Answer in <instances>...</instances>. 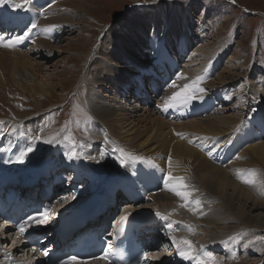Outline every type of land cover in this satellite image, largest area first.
<instances>
[{
  "label": "rangeland",
  "instance_id": "rangeland-1",
  "mask_svg": "<svg viewBox=\"0 0 264 264\" xmlns=\"http://www.w3.org/2000/svg\"><path fill=\"white\" fill-rule=\"evenodd\" d=\"M32 1L35 2L31 3V8L32 10L38 11L36 14L40 15L38 16L39 18L44 16L43 13L46 8H50L52 6H63L67 11L74 9L72 12L75 16L79 14V12L76 11V9L79 11V8L77 6L76 8L74 4L72 5V3H70L71 5L67 3L69 0ZM72 1L74 0H70V2ZM75 1L76 3L82 2L87 9V11L84 12L85 18L81 19L65 15L66 17L72 19L71 21L73 24H71L72 26H70L69 30L65 29V27L63 28L64 25L61 24L60 27L58 26L59 33L52 32L50 36H53L48 39L53 42L50 43L54 50L51 55L52 57L48 58L47 63L45 60H42V58H39L41 54L38 55V53H45L43 52L44 50L32 44V46L36 49L32 50L34 52L29 51V47L31 45L30 42L32 41L30 40L31 38L29 39V44L26 48H21L20 46L11 48L0 46V79L3 80L0 83V134H10V138H4V135H0V138H3L1 144L2 146H8V148H14V151H19L21 149L20 153L22 151L26 152L28 147L34 149L33 152L27 155L28 157L31 155V160L26 163V166L32 168L31 170L29 169L26 171L30 177L34 176V167L32 165H36L39 169L40 167H43L45 161H53L54 163H57L60 165L58 170L66 171L67 174L74 175V173H81V175H78L77 179L73 178L76 183L82 186V188H80L81 191L77 188L73 191V202H78L81 198L88 197L90 192L88 194H83L88 189H91V192H94L97 188H100L98 191L103 192L106 189L109 190V187L118 186L115 190L119 194L118 197H115L116 202L110 203L107 201L105 209L101 212V214H106L104 216L106 219L109 215H111V223L114 222L111 217L113 216L114 219L122 214L124 212V207L129 208L127 209L128 211L132 210L130 206H124V200L121 199V192L118 188L121 190L133 187V185L128 186V183L135 177H139V174L152 188L160 187L159 190L170 193L172 192L169 190L171 185H168L163 180L161 175L159 176L160 180H158L157 176L159 173L156 172L157 165H154V161L150 155L147 157L141 156L139 159L137 157L136 165L137 170L140 172L137 170L130 172L131 167H127L126 165L122 167L120 165V160L122 158L124 159L127 155L131 156L132 152H130L129 149L128 151L127 148H124L122 145L119 146L116 141L114 142L112 138L106 135L102 126V122L105 120H102L101 117L96 118L91 111L92 107L88 104L87 94L88 91L90 92L89 83L92 79L95 80L94 75H90V72L92 73L95 65L90 64L91 59L97 56V50L101 43H112L109 46L110 48H108L110 52L116 51L117 48L121 49L118 56L126 54L124 53L123 47L119 46L116 48V43L113 44L114 41L118 42L121 39L122 33L127 34L128 39L130 38V41L136 44L137 49L140 45H147V43L151 45L155 44L156 46L154 45V48L162 47V50L160 49L161 56L159 57L165 61L164 63L169 69V71H167L169 73L166 75L167 78H171L169 84L173 81L180 84L183 78L188 77L185 73L188 71L187 66L189 62L191 64L190 68L194 69L196 73L199 71L200 76H205V79L201 84V87H203L205 91L199 94L202 96V99L197 100V102L194 100L190 105L181 107V111L185 113L183 117H178L172 114L170 111H174L173 108L169 109L166 113L161 110L162 115L158 114L170 121L169 124L173 130L172 135L175 137L171 139V143L179 142L176 138L180 137L178 133L181 131L176 129L182 125L187 129L190 128V120L194 118L198 121L218 117H226V119L230 118L232 120L230 131L226 134L220 133L219 136H216L218 138L217 142H214L211 137H208L213 136V134L208 133L207 136L202 135V139L200 141H187L193 154H211L215 148H221L225 145L224 147L226 148V151L230 153V158L234 154V156H237V154H244V158L247 161L246 163L237 162L234 166L235 169L243 171L254 169L256 170L255 172L258 174L263 173L261 176H264V160L257 158L255 154L252 153L254 148L250 149L253 147L252 145L264 141V0H234V2L233 0ZM12 2L17 3L15 0H12ZM9 4L11 3L3 5L0 4V13H4L5 16H8L10 14L9 10L14 9L17 12H12L11 15L16 14L15 16H18V18L0 20V22H16L15 24H18L19 26L5 34H12L13 32V36H22L25 31L20 30V28H22V25L25 27L28 26L27 23L25 24V22H28L27 18L30 17L31 19V15L35 13L28 10L26 12V9L23 8L17 9L12 6L5 7ZM34 4H39V8L36 9ZM4 7L6 9L5 11H3ZM65 16L61 15L60 17L63 18ZM1 17L2 14H0V18ZM19 17L21 20H19ZM38 17H36L37 20L39 19ZM37 20L36 23L38 22ZM132 30H135V32H132ZM40 37L41 33L39 32L36 34V39ZM170 47L173 50H171ZM164 48L166 49L167 54L171 56L173 52L175 56H182V60L173 56L175 58L173 62L177 59L179 65V67L178 65L177 67L175 66L176 70L174 69V71L180 69L179 73L178 71L171 72L172 69L170 70V66L174 65V63H172V59L169 61L168 56L164 53ZM192 51H194V54L198 52L193 61L190 58ZM13 52L18 53L14 54ZM136 53L138 52L136 51ZM104 54L107 58H112V56L102 52V55ZM82 55L85 57L82 59L78 58ZM87 55H89V59H87ZM42 56H44V54H42ZM70 56H73V60L67 63L68 57ZM154 56H156V53H154ZM21 57H28L27 59L29 60H35L38 58L39 62L37 67L41 70L40 79H47L52 76L55 78V76L58 75L57 73L64 71L65 78H60L63 79L62 85L58 82L55 87V81L52 84V89L54 88L52 95L32 94L31 92L21 88L18 84H16V82H14L18 74L11 76L14 71L21 68L20 64H23ZM138 57H140V54H138ZM147 57L150 58V60L152 59L150 56ZM102 62L104 64H100L98 66L97 72L108 74L104 65H110L112 63L109 61ZM131 66L135 67L134 64ZM148 66H150V64H143L142 68ZM159 66H161L159 61H155L152 68L158 70ZM160 69L162 70V67ZM7 70L10 73L7 74ZM71 72H73V75L67 78L66 76H68ZM2 73H6L9 77L6 75V77L2 78ZM132 73L135 74L136 72L132 71ZM178 76H182L183 78L177 79ZM31 78L34 80L36 76L33 74ZM163 78L164 74H162V77L158 76L157 79L162 82ZM222 78L226 81H222ZM134 82H136V84L138 83L137 80L130 83L126 90L129 92L126 93V98H122L120 96L122 105L126 106L130 104L129 101L133 99L131 97L135 95L133 93L135 90L132 88ZM152 83L149 82V80H144V86L141 89L143 90L145 86L148 87V85L151 86ZM97 84L101 86L99 89L103 91L104 95H106V97H100L98 99L99 102L119 97L117 96V94H119L117 93V88L120 87V81L111 80L105 83V85L99 82H97ZM108 84L113 85L114 89L108 87ZM185 84L186 83L183 82L179 89H176V87L172 89V87L170 88L169 86L164 87L157 98L151 95L148 96L149 98L154 99V103L152 105L153 110H158V108H156L157 103L159 104L161 100L168 98L174 92H178ZM165 88H167V90ZM166 91L170 92L167 93ZM114 92H116V96H114ZM145 92L146 95L150 93V91ZM110 94H113L114 97L110 98ZM139 102L140 104H143L145 100L141 98ZM198 103L200 104L197 107ZM193 105H196L197 109L196 107L195 109L200 112V114L193 115L190 113L193 111V107L192 110L190 107ZM113 111L116 115L122 112L118 108ZM130 112L132 113L133 110H130ZM18 113H22L23 116L25 114L26 117H22ZM39 119H44V124L42 126H38L37 124ZM241 128L242 131L236 132L237 129L240 130ZM232 133L234 134L233 136ZM36 136L41 137V139H33V137ZM49 139H52L53 142H44ZM231 140L233 141V145ZM106 146L109 148L106 149ZM73 151L76 153L75 158L68 159L66 153H71ZM3 152H5V150H1L0 154ZM20 153L18 152L17 154ZM140 154L156 153L155 151L149 149ZM101 156L103 159L99 158ZM144 158L151 161H143ZM95 160L97 163H95ZM41 161L42 163L44 162L42 166L39 165L41 164ZM103 162H105V166L111 165L110 169L107 170L104 165H101ZM69 164L70 166H68ZM221 166H225V164H222ZM35 170V172H42V169ZM17 171L18 170L16 168L10 169L9 174L11 172L19 173V171ZM86 171H90L87 173L90 176L89 178L84 176ZM243 171L240 173L241 177L237 178V180H239L241 184L251 188L254 199L258 198V200H264V195H262V190L259 187V184L262 182L255 180L256 183L254 184L245 183L244 179H248V176H246ZM22 173L24 172L22 171ZM22 173L17 175L20 177L23 175ZM174 176L184 177L182 175ZM262 178L264 182V177ZM99 179L101 181L97 184L96 182L99 181ZM150 182L153 184L151 185ZM94 183L97 185L95 186ZM156 183H158V186H156ZM154 185L156 187H154ZM55 187L56 186L54 185L53 188ZM101 188H103V190H101ZM159 190H154L153 194L157 195ZM106 194L108 195L109 192H106ZM146 197L141 199L140 203L136 204L138 209H143L146 206L148 207L152 202H154L153 196ZM209 197L210 195L207 197L205 202L212 206V196L210 199ZM53 199L57 200L58 197H53L51 201ZM68 204L64 203L62 207ZM168 206L171 207V204ZM175 207L181 210L182 213H180L183 216L190 217L192 222L184 217L177 216L174 213L176 210H171V208L168 207L169 209L166 208L163 210L167 216L170 214V216L174 219L169 216V221L156 220L151 223L150 227L154 226L155 228V226L163 225L169 228L167 226L169 222H177L179 219H183L188 226H191L192 230H190V233L192 236L194 235L197 237L192 244H195V246L199 245V239H203V233V236L206 239L209 238L211 230L208 229L207 232L202 233L203 230L200 228L198 220H194L199 218V214L195 210H191L188 206H184L182 202H176L173 208ZM59 211L60 210H58V212ZM170 211H172L173 216ZM261 212L264 215L263 209L256 210L253 213L260 214ZM230 224L231 222H229V225ZM176 225L177 223H173L171 231L166 232L165 235H177L176 232H173ZM3 229V225L0 223V236H5ZM156 229L160 232L159 228ZM242 232H245V237L243 239L239 236ZM219 233L222 236L226 232L219 230ZM246 235L249 236V239H246L247 242L245 240V238H247ZM8 237L10 236L8 235ZM232 237L236 238L230 239ZM225 240V244L219 243L218 247L215 248L216 251L221 254H224L227 250H230L233 253H238L243 250L241 248L236 250V246L239 243L241 244L243 241L246 242V244H249L250 250L245 251L249 252L247 255L242 252L241 258L243 259H239V263L237 264H243L242 262L245 264H257L256 262L259 261L260 262L258 264H264V228L244 225L242 229L229 234L227 238L222 237L221 241L223 242ZM10 241L11 242L7 240V242L3 243L4 246L2 247V251L9 249V251L6 252H10L9 254L12 256V243L14 241L13 239ZM165 247H167V251L170 249V245ZM24 250L25 249H23L22 256L20 255L21 253L16 256V259L18 260L13 262V264H19L21 261L26 259L27 253ZM184 259L185 258L181 257L178 258V261L182 262ZM0 264L6 263H2V261H0ZM7 264H11V262Z\"/></svg>",
  "mask_w": 264,
  "mask_h": 264
},
{
  "label": "bare ground",
  "instance_id": "bare-ground-1",
  "mask_svg": "<svg viewBox=\"0 0 264 264\" xmlns=\"http://www.w3.org/2000/svg\"><path fill=\"white\" fill-rule=\"evenodd\" d=\"M15 1L17 3L21 2V0H15ZM32 2H35V1H32ZM64 2H66V1H64ZM67 3H69V4L72 3V5L73 4L75 5V7L77 6L79 8V11L76 9L77 7L75 9L77 12H79V14L75 16V14L72 12L74 9L67 11L66 8H64L63 6L62 7H56V6L50 7L51 5H53V4H51L50 6H47L50 8H46L47 10L45 9V11L43 13L44 16H42L40 18L38 17L40 15L36 14V13H38V11L32 10V8H31L30 12L35 13L36 15L32 14L31 19H30V17L27 18L28 22L24 21L25 24L27 23L28 26H30L31 22L33 20L36 22V20H37L36 17L39 18L37 20L38 22L36 23L37 27L33 30V36L30 39L32 41L30 42L31 45L29 47V49H30L29 51L36 49L32 46V44L36 45V46H38V48L44 50L43 52H45V53H38V55L41 54V56L39 58H42V60H45L46 63H47L48 58L52 57L51 55L53 54L52 52L54 50L51 43H50L52 41L50 39H48V38H51L53 36V35L50 36L52 34V32L53 33H59L58 26L60 27L61 24L64 25L63 28L65 27V29H67V30L70 29V26H72L71 24H73V22L71 21L72 19H70L69 17H66L68 15L74 16L75 18L76 17L81 18V19L85 18L84 12H86L87 9L85 8V6L83 5L82 2L76 3L75 0L72 2H70V0H69V1H67ZM66 4H64V5H66ZM1 5H3V4H1ZM9 6L11 7L12 3L9 4L8 6H5V7H9ZM34 7L36 9L39 8V4H37V5L34 4ZM15 15L16 14L12 15V18H18V16H15ZM61 15L62 16L66 15V16L61 18L60 17ZM19 20H21L20 17H19ZM15 21H16V19H15ZM15 23L16 22H14V21L13 22L12 21H1L0 22V31L7 33L10 30H14L15 27L19 26L18 24H15ZM25 28L26 27L24 25H22V28H20V30L26 31ZM49 28H51L50 31L46 30ZM39 32L41 33V37L36 39V34ZM132 32H135V30H132ZM126 37H127V34L122 33L121 39L118 42L117 41L113 42V44L116 43L115 44L116 48L119 46L123 47L124 53H126V54H122L121 56H118V54L121 52L120 51L121 49L117 48L116 51L110 52L108 48H110L109 46L112 43H110V44L101 43L98 50H97V52H98L97 56H95L93 58L90 57V58H92L90 64H95L93 67L94 70L92 71V73L90 72L91 76L94 75L95 80L92 79V81L89 83L90 84V87H89L90 92L88 91V94H87L88 104L92 107L91 111L93 112V114L95 115L96 118L101 117L102 120H105L104 122H102V126H103V129L105 130L106 135L108 137L112 138L114 140V142L116 141L119 144V146L122 145V146H124V148L126 147L127 150L129 149L130 152H132L131 156L130 155H127V156L134 157L135 159H129V157H127V156L124 158L127 160L126 166L131 167L130 172H134L137 170V165H136L137 157L139 159V157H141V156L147 157L150 155L154 161V165H157V167H156L157 170H156V168H155V170L157 173H159V175L157 176L158 180H160L159 176L161 175V177L165 181L164 178L169 171H171L173 176L174 175L184 176L186 178L185 183L189 186V190H191V192H192L191 202L188 204V208H190L191 210L195 209V211L199 214V218L194 219V220L195 221L198 220V224H200V228L203 230L202 233L207 232L208 229L211 230V234L209 235V238L206 239L203 236L204 233H203V235L201 234L203 239H199V245L195 246V244H192V242L194 240H196L197 237H195L194 235L192 236V234L190 233V230H188V228L186 227V226H188L187 223H185L183 221V219H179L177 221L178 222L177 225L174 227L173 232H176L177 235L166 236L165 233L170 232L171 228H167L163 225L155 226V228H154V226L150 227V225L153 221L161 220V219L153 217L152 220H148L146 223L143 224V226H141L139 234L137 235V238H139L141 235L142 239H140V238L139 239L142 241H145L144 245H146L149 242L150 243L153 242V244H155V249L151 250V255H150L152 262H150L149 264H197L196 259H189V260L184 259V260H182V262L178 261V258H181L182 256H180L178 254L177 248L175 247V245L170 240V237H173V236L176 237L177 240H179L181 238H185V239L191 241L193 256L202 255L204 252H211L215 256V258L219 262V264H237V263H239V259H243V258H241L242 252L246 255L249 253V252H245L246 250H250L249 244L248 243L246 244L247 240L249 239V236L246 235V237H247V238H245V240L247 239L246 242L242 241L241 244L239 243L236 246V250L240 249V248L243 250V251H239L238 253H236V252L233 253L232 251L226 249L227 251L225 250L226 252L224 254H221L220 252L216 251L215 248L218 247L219 243H221V244L226 243V240L223 242L221 241L222 237L227 238V236L229 234L237 232L238 230L242 229V227L244 225L253 226V227L256 226L257 228L258 227L264 228V215L262 214V212L260 214L253 213L259 209L264 210V202H263L264 200H258V198L254 199L251 188L241 184L240 181L237 180V178L241 177L240 173H242L243 170H237L234 168V166L236 165L237 162H239V163H246L247 162L244 158V154H237V156H234L235 155L234 154L230 158V156H229L230 153L226 151V148L224 147L225 145L221 148H215L211 154H193V152L190 148V145L187 142V141H191V142L200 141L202 139V135L207 136V133L213 134V136H208V137H211L214 142H217L218 138L216 136H219L220 133L226 134L230 131V126L232 125V123H231L232 120L230 118L226 119V117H223V118L218 117V118H209V119L204 120V121L203 120L198 121L197 119L194 118V119L190 120V122H191L190 128L187 129L186 127H184L182 125V126H179L178 129H176L178 131H181V132H179L180 137L176 138L177 140H179V142L171 143V139L175 138V137H173V135H172L173 130L170 127V124H169L170 121H169V119L158 115V114L162 115L161 109L163 108V105H164L165 101L167 100V98L161 100L159 102V104L157 103V106L158 105L160 106V107H156V108H158V110L157 109L153 110L152 105L154 103V101H153L154 99L149 98L148 96H150V95L155 96V95L151 91L148 95H146L145 91L148 90L149 88L147 86H145V88L143 90H141L139 96H135L136 94L132 97L130 96L131 98H133L131 101H129L130 104H128L126 106L122 105V101H121L120 96L122 98H126V93L128 92V91H126L127 87L134 80H137L140 83H142V80H144V79L149 80V82H151V83L153 82L152 85H157L160 89L163 87H168L169 82L171 81L170 80L171 78L170 77L167 78V76H166L167 79L165 78L162 80V82H160V80H158L157 78H158V76L162 77V74L159 73L158 70L152 68L153 63L155 64V61H161L162 60L163 62H165L161 57H159V56H161L160 55V49L162 50V47L154 48L153 46L155 44L151 45V44L147 43V45H143V46L140 45V47L137 49L136 44L132 43L130 41V38L128 39V37L127 38ZM75 40H78V39H75ZM64 50H61V51H64ZM91 50H92V47H91ZM171 50H173V49L171 48ZM136 51L138 53H136ZM32 52H34V51H32ZM69 52H71V51H69ZM102 52L107 53V55L112 56V58H107L105 56V54L102 55ZM13 53L17 54L18 52H13ZM90 53H89V55H90ZM128 53H129V56H128ZM154 53H156V56H154ZM164 53H166L167 56H170L171 58L169 59V61L172 59V63H174V65L170 66L171 67L170 70L172 69L171 72H177L178 71V73H179L180 69H178L177 71H174V69L176 70L175 66L177 67V65H178L177 59L174 62H173V60L176 57L179 60H182L183 59L182 56L181 55H180L181 57L175 56L174 52L172 53V56L167 54V51H165ZM42 54H44V56H42ZM138 54H140V57H138ZM191 54H193V55H191ZM191 54H190V58L193 61L195 56L198 54V52H196L194 54V51H192ZM89 55H87V59H89L88 58ZM147 56L152 57V59L150 60V58H148ZM72 57L73 56L68 57L67 63H69L70 61L73 60ZM84 57L85 56L82 55V56H79L78 58L82 59ZM27 58L28 57H26V58L21 57V59L23 61L22 62L23 64H20L21 68H19L17 71H14L13 75L11 74V76L18 74L16 76V79L14 80V82H16V84H18L24 90L31 92L32 94H37V95L49 94V95H52L53 94L52 92L54 90V88L52 89V87H53L52 84L56 81L54 83V86L58 82L62 85L63 79H60V78H65L64 71L57 73L58 75L55 76V78L52 76V77L47 78V79H43V78L40 79L41 70L38 69V67H37L38 62H39L38 58H36L35 60H33V59L29 60ZM102 61H105V62L109 61L112 63L110 65H104V68L107 70L108 74H103V73L97 72L98 66L100 64H104ZM132 64H134L135 67L131 66ZM143 64H150V66L142 68ZM163 65L166 66L165 63H163ZM190 66H191V64L189 62L188 66H187L188 71L185 73L188 77L183 78L182 81L180 82V84L178 82H176V85H177L176 89H179V87L182 85L183 82L188 84L193 79H195V77L200 76V72L198 71L199 74L196 73L194 69L190 68ZM178 67H179V65H178ZM166 70L169 71L167 66H166ZM132 71L136 72V73L134 74V73H132ZM6 73L8 74L10 72L7 70ZM6 73H2V78L6 77V75H7ZM167 73H169V72H167ZM33 74L36 76V78L34 80L31 78V76ZM72 75H73V72L69 73V75L66 77L68 78V77H71ZM142 76H143V78H142ZM174 76H177V75H174ZM111 80L112 81H114V80L120 81V87L117 88V90H118L117 93H119V94H117V96H119V97L108 99L107 101L99 102L98 99L102 96L106 97V95H104L103 91H101L99 89L101 86L99 84H97V82L105 85V83H107ZM221 80L226 81L224 78H222ZM2 81L3 80L0 79V83ZM133 84L134 85L132 88H134L136 86V82H134ZM139 85H140V87L142 86V84H139ZM107 86L114 89L113 85L108 84ZM155 89H156V87L153 88V90H155ZM165 89L167 90V88H165ZM161 90H159V91H161ZM131 91H130V93H131ZM159 91L158 92L155 91V94L158 95ZM135 92H136V90H135ZM169 92L170 91H168L167 93H169ZM114 96H116V92H114ZM114 96H113V94L109 95L110 98L114 97ZM168 96H169V94H168ZM141 98H143L145 100V102L143 104H140V102H139ZM197 100H199V99H197ZM197 100H196V102H197ZM199 104L200 103L197 104V107L199 106ZM192 107H193V111L190 112L191 114H193V115L194 114H196V115L200 114V112L196 111V109H197L196 105L191 106L190 107L191 110H192ZM195 107H196V109H195ZM117 108L122 111L118 115H116V113L113 111ZM173 109H174V111H170L172 114H174L178 117H183L185 115V113L181 111V107L173 108ZM130 110H133V112L131 113ZM140 111H143V112H140ZM164 113H166V112H164ZM18 114L22 117H26L25 114H24V116L22 113L21 114L18 113ZM43 120L44 119H41V120L39 119L37 121L38 126H40V125L42 126L44 124ZM102 120H100V121H102ZM6 126H7V124H6ZM23 127H25V126H23ZM166 128H167V130H166ZM238 131H242V128L240 130L237 129L236 132H238ZM0 135L1 136L4 135V138H10V136H9L10 134H0ZM233 135L234 134L232 133V136ZM1 138H0V151L2 150V148L3 149L5 148V152L0 154V182L3 183V182L16 181V183H14V184L12 183V185L10 184V186L14 187V186L20 185V187H22V190L24 187L29 186L28 188L24 189V196L22 197L20 204H22L28 198V195H26V192L28 191L30 193V191H32L31 193H33V191L36 190L35 188H38V186H40L39 185L40 182L43 184L44 188H45V186L49 185V187H47V189H44V191H48L50 189V187L53 188V186L55 185L57 189L55 191H50L49 194L52 196L50 198L46 199V201H51V199L53 197H56V196L58 197L57 200L53 199L51 201L50 210H52L54 212H53V215H51L49 217V220H56L58 210L62 211V213L66 214V215L71 214L74 211H78L80 213H83L82 214L83 216L81 217L82 222L84 220H86L83 218L85 217L86 214H89L95 208L94 203L97 202L98 198L100 197L101 191H98L95 199H94V197H95V194H94V195H92V197L89 200L84 202L83 200L88 198L93 193V192H91V189H88L85 191V193H83V194H88L90 192L88 197L81 198L78 202H73V200H72L73 191L76 190L75 188H77L81 191L80 188H82V186L79 185L78 183H76L75 179H73V178L77 179L78 175H81V173H79V174L74 173V175L67 174L66 171L58 170L60 165H58L57 163H54L53 161H47V162L45 161V163L43 162L44 163L43 167L41 168L39 166L40 167L39 169L37 168L36 165H32L34 167V169H37V170L42 169V172H36V173H38V175L41 174V176L39 178V182L35 183L32 179L28 178V174H27L28 172L26 173V171H28L29 169L30 170L32 169V168H29V166H26V163H28L31 160V155H29V157L26 156L23 159L18 160L17 157L20 154H17V153L18 152L20 153L21 149L19 151H16V150L14 151V148H12L11 146H10L11 148H8V146L3 145V146H6V147H3L1 144L3 138L2 139ZM231 143L233 145L232 140H231ZM21 144H24V143H21ZM252 146L253 147H251V148L249 147L250 149L254 148V151L252 153L255 154V156L257 158L264 160V141L259 142L258 144H254ZM28 148H30V147H28ZM108 148L109 147L106 146V149H108ZM149 149L155 151L156 154H140V153H142L146 150H149ZM6 155H8V156H6ZM169 157L171 158L170 163H169ZM93 158H95V157H93ZM99 158L103 159L102 156ZM243 158H244V160H243ZM145 160L151 161V160L144 158L143 161H145ZM43 163L41 161V164H39V165L42 166ZM95 163H97L96 160H95ZM248 163H250V162H248ZM49 164H52V165H49ZM222 164H225V166H221ZM47 165H49V166H47ZM101 165L105 166V162L101 163ZM68 166H70V164ZM105 167L108 170V169H110L111 165L105 166ZM13 168H16L19 171V173H22V171H23L24 172V173H22L23 175H21L19 177L18 176L19 173H15V172H11L9 174L10 169H13ZM6 171H8V172H6ZM89 172L90 171H86V173L84 174V176H87L86 178L90 177L87 174ZM138 172H140V171H138ZM243 172L246 176H248V179H253L252 174L248 170H245ZM36 173H34V175H36ZM24 174H26V175H24ZM261 174H263V173H261ZM261 174H258L257 172H255L254 179L257 181L263 182L262 177H264V176H261ZM56 175H58L57 176L58 182L53 184V179L56 178ZM12 177H15L16 180ZM101 180H102V178H101ZM101 180L99 179V181H97L96 183L98 184ZM50 181H52V182H50ZM96 183H94L95 186L97 185ZM159 183H160V181H159ZM152 184L153 183H151V185ZM7 185H9V184H7ZM129 185H133V187L128 188L129 190L127 189L128 194H126L124 191H122V189L120 190V188H118L119 191L121 192V194H120L121 199L124 200V206H126V207L130 206V208L132 210H136V209H138L136 204L140 203L141 199H144L146 196H153L154 202H152L150 206H148V207L146 206L145 208H152V207L156 208L157 207L164 212L163 215H166L165 211L163 209H166L169 207V208H171V210H174V209L176 210V211H174V213L177 216L184 217L185 219L192 222V219L190 217H186V216H183L181 214L182 212H181V210H179V208H177V207L173 208V206L175 205L176 202H182L184 205L186 203L181 197L177 196L175 192H173V191L171 193L165 192V191L159 190L160 187L159 188L158 187L152 188L147 182H145L143 180V178L140 176V174H139V177L137 176V178L135 177L134 179L130 180L128 183V186ZM168 185H170V184H168ZM156 186H158V183H156ZM156 186L154 185V187H156ZM154 190H159L157 192L158 194L155 192L157 195L153 194ZM8 192H11V190H9ZM106 192H109V194L107 195ZM104 194H105L104 195L105 203L107 201H109L110 203L111 202L114 203V202H116L115 197L119 196L117 191L110 189V187H109V190L108 189L105 190ZM209 195H210V197L212 196L211 197L212 201L209 200V201L213 202L212 206L205 202V200L207 199V197ZM262 195H264V190H262ZM210 197H209V199H210ZM7 200H8V198H7ZM196 200H199L201 202L199 207H197L195 204ZM172 201H173V203H172ZM64 203H67V204L69 203V204L62 207V205ZM170 204H171V207L168 206ZM6 205L11 206V203H7ZM67 207H69V208H67ZM121 208H123V207H121ZM104 209H98L96 211V214H95V217L93 218L94 219L93 221L87 222L86 224H84V226H81L82 223L79 225L76 224L77 226L74 225V226H76V228L74 230H72V231L68 230L67 235H66L67 236V244L71 245V244L80 242L81 236L84 233L90 232V230L97 232V233H100V236L101 235L107 236L108 226L109 225L113 226L115 224V221L111 223L110 222V216L111 215H109L106 219L104 217L106 214H101V212ZM123 209L127 210L129 208L124 207ZM141 210H143V209H141ZM129 211H131V210H129ZM129 211L127 210V212H129ZM127 212H123L121 215H123ZM170 213L172 214V211H170ZM169 216H170V214H169ZM172 216H173V214H172ZM172 219H174V218H172ZM175 220H177V219H175ZM162 221H164V220H162ZM5 222L6 221L2 220V224H5ZM229 222H231L230 225H229ZM42 227H43L42 228L43 230L49 231V233H51V235H53V232L51 229L52 226L50 223L47 225H44ZM156 228H159L160 232H158V230ZM3 230H4L3 232H4L5 236L4 235L0 236V261H2V263L7 264V263L11 262V264H13V262L18 260V259H16L17 255H19L21 253L20 255L22 256L23 249H25L24 251L28 255L35 256L36 261H42L43 260L42 255L40 253H37V251H35V249L39 246L38 245L39 243L33 244V246L30 247L29 245H27V243L23 239V235H17V233L12 232L13 230H11L8 226L5 227ZM219 230H223L226 233L221 236V234L219 233ZM14 231H16V230H14ZM37 233H39V231L34 232V234H32V235L36 236ZM8 235L10 237H8ZM215 235H216V237H215ZM239 236H240V238L242 237V239H243L245 237V232L240 233ZM2 238H3V240H2ZM9 238H11V239H9ZM12 239L14 242L12 243L13 255L11 256L9 254L10 252H6V251H9V249L2 251V247L4 246L3 245L4 242H7V240L9 242H11L10 240H12ZM49 239H50V241L52 240V238H50V237H49ZM236 243H237V241H236ZM43 245L47 246L46 244H43ZM60 245L65 246V244H61V243H60ZM148 245L149 244H147V246ZM159 245H160V247H158ZM167 245H170V249L168 251L166 249L167 247H165ZM227 246H225V247H227ZM224 248H223V252H224ZM219 249H220V247H219ZM234 250H235V247H234ZM27 254H26V256H27L26 259L24 261H21V263H19V264H32L30 262V259H29ZM245 258H247V257H245ZM259 262H256V263L258 264ZM242 263L245 264L244 262H242ZM42 264H44V262H42ZM87 264H102V262L100 260L96 259V260H94L90 263H87Z\"/></svg>",
  "mask_w": 264,
  "mask_h": 264
},
{
  "label": "snow or ice",
  "instance_id": "snow-or-ice-1",
  "mask_svg": "<svg viewBox=\"0 0 264 264\" xmlns=\"http://www.w3.org/2000/svg\"><path fill=\"white\" fill-rule=\"evenodd\" d=\"M10 2L12 3L13 8H17V9L24 8L28 11H31L32 0H21L20 3H14L12 2V0H0V4H7ZM36 27H37V24L33 20L30 26H26L27 31H25L22 36L18 35V36H12L11 38H8L5 35L0 34V46L11 48V47H15V46L22 44L25 40L30 38L31 32ZM46 30L50 31L51 28L46 29ZM181 78L183 77L182 76L177 77V79H181ZM204 79H205V76H197L190 83L185 84L178 92H174L170 97L167 98L161 110L164 112H167L171 108L184 107V106L190 105L194 100L202 99V96L199 94L205 91V89L201 87V84ZM168 86L172 88L177 87L175 81H173ZM157 107H160V106L158 105ZM33 139L40 140L41 137L36 136V137H33ZM44 142L52 143L53 140L49 139ZM33 151L34 149L30 147L27 149L26 152H21L20 155L17 157V159L18 160L23 159L25 156H27L29 153ZM66 156L68 159H73L75 158L76 153L74 151L71 153H66ZM129 159H135V158L129 157ZM170 161H171V158L169 157V163ZM126 164H127V160L122 158L120 160V165L124 167ZM248 171L252 174L253 179H245L244 182L249 183V184L256 183L254 179L256 170L251 169ZM164 179L166 183L171 185L170 190L175 192L177 196L181 197L186 202L184 206H188V204L191 202L192 192L191 190H189V186L185 183L186 178L173 176L171 171H169ZM259 187L261 188V190H264V182L260 183ZM200 203L201 202L199 200L195 201V204L197 207H199ZM50 207H51L50 205L44 207L43 211H41L40 208L34 209L33 210L34 214L28 215L25 220L18 223L17 225L18 232L23 234L30 227H33V226L42 227L48 224L49 215H50ZM153 215L155 218H158L164 221H169V216L163 215L159 211H156ZM131 216H132V213H127L125 215L120 216L119 221L117 222L120 225V227L117 228L118 234L123 233L124 231L123 225H125L129 221V218ZM173 223H178V222H169L167 226L171 228ZM186 227L188 228V230H192L191 226H186ZM234 238L235 237H232L230 239H234ZM170 240L177 248L178 254L185 259H196L197 264H219V262L216 260L215 256L211 252H204L202 255L193 256L191 241L185 238H181L177 240V238L173 236V237H170ZM112 251H113L112 246L108 245L107 251H104V254L102 257H94V258L108 259L109 253ZM44 254L47 255V252H45ZM142 255L146 257L147 253H144ZM59 264H78V257L69 256L67 257V259L60 261ZM136 264H143V260L140 258H137Z\"/></svg>",
  "mask_w": 264,
  "mask_h": 264
}]
</instances>
